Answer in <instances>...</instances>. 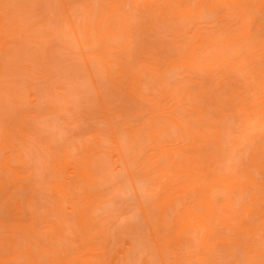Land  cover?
Segmentation results:
<instances>
[{
    "label": "rangeland",
    "instance_id": "obj_1",
    "mask_svg": "<svg viewBox=\"0 0 264 264\" xmlns=\"http://www.w3.org/2000/svg\"><path fill=\"white\" fill-rule=\"evenodd\" d=\"M118 1L0 0V15L1 13H9L15 18L17 17L18 19L17 21L15 19L14 23L20 22L21 28L18 26L21 29L20 32L25 29L27 34H24V37L28 39L27 41L23 39V32L19 35L21 38L18 42L13 43L8 48L10 50L4 54L1 53L2 46L0 45V185H3L4 182L6 186H9L8 189H12V191H9L10 194L19 187L17 190L19 189L20 193L18 192L15 195L18 197L17 199L24 201L23 205L37 194L44 197L48 204L51 203L54 196L52 192L49 193V190L58 188L57 181H65L63 177L60 178L59 174L54 175L57 170L52 168L53 164L51 163L60 157L62 158L63 153L66 154L69 147H77L80 141L90 140L88 144L92 147V140L100 138L103 141L104 138L108 144L106 146H109L107 140L110 141L114 138V130L117 125L122 124V130L119 128L120 131L117 132L124 134L125 138L128 136L125 135L126 132H123V130L136 134L139 139L137 143L141 148L146 149L150 142V139L146 138L149 133L151 134L148 126H156L157 131L160 132L158 138H167L177 131L176 118H181V122L186 121L188 118H191L194 122L198 118L195 113L183 114L176 109V104L166 105L169 118H164L165 114H160L158 109L153 106V102L159 100L160 92L164 93L166 90L175 93L182 92L185 89V84L180 70H167L165 66L156 71L150 69L147 66L148 61H151L150 54L154 53L158 62L160 56L164 53L173 58H183L186 53L185 47L191 44L200 46L203 38L220 37V43L224 41L226 31L229 28L234 29L236 27L235 22L227 27L226 22L217 18H213L214 20L211 22L204 20L202 23H195L190 19V29L188 33L186 32L187 34L184 32L186 27L184 29L180 25L182 22L173 25L176 28L175 30L172 27L169 28L172 32L167 31L164 33L159 29L165 30V27L161 25L159 27L158 23L144 28L139 11L135 10L129 3L122 4L120 11H115ZM106 6H109V11L105 9ZM106 12L114 14L116 19L118 15L121 19V16L131 18L135 23L134 26L140 27V31L130 33L133 38L130 48L127 47V39L126 41L120 39L112 44H106L104 50L100 49L98 44H95V46L93 44V47L90 46L92 43L89 44V42L96 41L98 43V38H94V33L91 35L92 40L90 39L88 42L80 38V28L83 30L86 28L90 17L93 16L94 19L100 20ZM69 15L71 20L76 23L74 25L76 28L72 25ZM179 28L180 30L177 31ZM130 34L128 33L127 36ZM87 35L89 34L87 33ZM142 35H145L146 41L144 39L141 42ZM107 40V43H109L110 39ZM198 40L200 42H197ZM228 49L233 59H240L246 53L244 48ZM137 69H139V73L135 78ZM153 78L162 81L165 90L153 81ZM134 79L139 82L138 86L134 85ZM231 80L233 82L237 80L236 85L240 87V92L247 91L244 79L232 75ZM189 88L198 90L196 87ZM133 89H137V97L134 96ZM248 91L249 95L252 91L250 88H248ZM215 98L216 95L212 96V101ZM216 99L217 102H220L219 98ZM221 99L227 101L226 95L224 94ZM212 101L210 98L209 105L205 100L203 107L208 108V117H219L220 113H215L212 108L215 106ZM225 107L221 104V108ZM173 110H177L178 114L176 115ZM116 114L119 119L115 116ZM103 117L107 119L105 118V120ZM257 141H260V137ZM122 144H125V141ZM13 145L16 147H13ZM158 145L162 146V144ZM151 146L154 147V145ZM102 148L105 150L104 147ZM110 149H112V146ZM151 149V153H158L155 149ZM109 150L104 151V153L109 152ZM108 155L110 157V152ZM96 156L94 160H97L96 165L98 166L97 163L101 161L98 162L99 159ZM101 157L106 158L107 156L100 155ZM109 157L107 159L110 161ZM112 159L111 164L107 160L106 163H103L104 165L102 164L104 167L100 166L103 168H100V173L97 172V174L101 182L98 180L97 188L91 190L92 193H88V195H97L99 201L87 206V200L90 196L85 194L80 198L82 201L78 209L83 207L87 211L85 222L86 226H90L88 232L83 228H87L86 226H83L80 230L75 224L80 212H71L68 215L69 219L74 218L70 223L73 231L70 230V232L75 234L70 235L71 237L76 236L74 237L76 243L73 242L74 244H72L69 239L66 243L64 239L59 238V235L65 233H63L62 224L58 221V214L56 215L55 210L44 211L43 207L39 205L37 212H35L36 218H33L35 216L33 211L27 210L26 219H20L19 214L10 206H3L0 208V258L6 259L9 254H13V258L18 259L17 264H30L26 252L23 251L24 247L33 249L38 264H53L54 261L58 263L81 261L83 264H97L100 260V253L107 251H111L110 253L119 252L121 244H123L122 241H125L127 237V241H129L131 237L141 236L142 233L135 231V225L139 224L140 221L145 224L151 223L152 218L157 215L155 208L158 199L155 198L156 201H152L149 193L153 183L139 178L129 182V177L124 176L127 174L122 171V168H124L123 162H119L118 158L113 161ZM10 171H16V174L21 173L17 176L18 180L15 178L16 174L10 173ZM8 175H11V177ZM22 178L27 180L28 183L23 181ZM66 179H69V177L66 176ZM119 179L122 180L119 181ZM25 183L28 186H25ZM160 186L162 185L160 184ZM179 203L180 201H177L173 209H177ZM240 219L237 216L230 223L228 222L231 229L225 231L226 234L213 230L214 233H212L210 241L214 244L222 242V245L225 242L224 249L222 248L224 252H216L217 255L207 254L210 259L209 264H250L247 261L250 250L249 242L247 243L241 239V236L236 233V230L239 229ZM131 220L133 224L135 220L140 221H135L136 224L133 225ZM21 223L26 226L32 224L34 233L37 232V234L33 235L34 233L25 232L21 239ZM129 224L132 227L135 226L132 228V232H135H130L131 228L129 227L131 226ZM128 225L129 227H127ZM144 225L141 227L137 225L140 227L137 228L143 229ZM127 229H130L127 232L129 234L124 236ZM144 230H146V227ZM83 231L85 235H83ZM131 233L136 235L132 236ZM142 235L145 238L142 236L141 239L144 238V241L149 240L147 238L149 234L145 235L143 233ZM119 239L123 240L120 242ZM141 239L139 242L143 241ZM131 240L133 241V239ZM131 240L130 243H132ZM146 243L142 246H147ZM148 243L150 242L148 241ZM69 244H77L78 249L73 246L70 247ZM139 246L141 248V243ZM123 247L125 248V246ZM133 247H136V245ZM143 247L142 249L136 248L143 251ZM127 249L125 248V250ZM121 250L124 249L121 248ZM136 251L138 252V250ZM148 251L144 250L147 256L152 250ZM133 252H131L133 255L131 253L130 255L134 257L139 253L141 255L140 251L137 254ZM150 255L153 257V253ZM138 256L136 259L140 260L136 264H140L145 255L139 256L141 258ZM252 256L254 257L253 264L262 263L263 258L259 256L258 251H253ZM119 257V261L121 258L123 259V257ZM154 257L156 258L155 254ZM136 259L134 258L135 261ZM131 260L134 262L133 258ZM123 263H125L124 260ZM120 264L122 263L120 262Z\"/></svg>",
    "mask_w": 264,
    "mask_h": 264
},
{
    "label": "bare ground",
    "instance_id": "obj_2",
    "mask_svg": "<svg viewBox=\"0 0 264 264\" xmlns=\"http://www.w3.org/2000/svg\"><path fill=\"white\" fill-rule=\"evenodd\" d=\"M117 3L118 6L115 11H120L122 4L129 3L135 10L139 11L144 28L158 23L159 27L160 25L165 27V30L159 29L164 33L171 31L169 29L171 27L175 30L176 28L173 25L181 22V27L183 26L184 29L186 27L184 32L188 33L190 19L195 23H202L204 20L211 22L217 18L226 22L227 27L235 22L236 27L234 29L229 28L226 31L224 41L220 43V37L203 38L200 46L191 44L185 47L186 53L183 58H173L164 53L160 56L162 62H158L156 55L154 53L150 54L151 61L147 63L150 69L156 71L165 66L167 70H180L185 84V89L182 92L175 93L168 90L164 93L160 92L159 100L154 101L153 106L158 109L160 114H165L164 118H169L166 105L175 104L176 109L183 114L195 113L198 118L194 122L191 118L182 122L181 118H176L177 131L167 138H158L160 132L157 131L156 126H148L151 134L147 135L146 139H150V142L146 149L139 146V143H137L139 139L136 134L123 130V132H126L125 135L128 136L125 138L124 134L117 132L122 124L117 125L114 130V138H110V141L107 140L110 147L106 146L108 144L104 138L103 141L100 138L92 140V147L88 144L90 140L80 141L77 147H69L66 154L63 153L62 158L60 157L61 159L53 160L54 162L51 163L53 164L52 168L57 170L54 175L59 174L60 178L63 177L65 181H57L58 188L49 190V193L52 192L54 196L50 204L44 197L37 194L23 205L24 201L17 199L18 197L15 195L18 192L20 193L19 189L17 190L19 187L14 190L16 193L11 192L10 194L9 191H12V189H8L9 186H6L3 182V185H0V208L10 206L19 214L20 219H26L27 210L37 212L39 205L43 207L44 211L55 210L56 215L58 214L57 219L62 224L63 233L67 235L61 234L64 237L59 235V238L64 239L66 243L68 239L72 244H74L73 242L76 243L74 238L76 236H72L73 239L71 237L74 232L72 234L70 232V230L73 231L70 223L74 218L69 219L68 215L71 212H80L75 224L80 230L87 225L85 222L87 220L86 209L83 207L78 209L82 201L80 198L82 195L92 193L91 190L97 188L100 179L97 172L100 173L99 169L104 167L103 163L108 160L107 157H109L108 153L110 152V161L112 158H118L119 162H123L124 166L121 165L125 169L122 168V171L127 174L124 176L129 177V182L137 180L136 178L152 181L153 186L149 193L152 201H156L155 198L158 199L155 208L157 215L152 218L151 223L146 224L140 220H135L140 221L139 224H136L135 221H133V224L131 220L133 225L136 224V227L134 226L136 232L149 234V237H147L149 240L146 238L150 242L148 243L146 240L149 245L144 241L145 237L142 234L137 236L138 238L135 233V235L132 234L135 232H132L134 227L129 224L131 227L129 225L127 227L131 228V231L127 229L124 236L129 234L127 232H132V236H135L134 238L131 237L134 243L131 239L129 241L131 240L132 243L127 241L128 237L125 241L123 240L125 238L122 239L123 241L119 239L123 243L120 244L124 250L119 247V252L110 253L111 251H107L100 253V260L97 264H120V262L122 264H136L140 260L136 259L138 255H145L140 264H152L156 258L159 262L155 261L154 264H209L208 255H217L216 252L223 253L225 243L223 245L222 242L211 243L212 233L218 231L219 233L222 232L221 234H226L225 231L231 229L228 222L230 223L237 216L241 219L236 233L241 236V239L247 243L249 242L250 250L247 261L253 264V251H258L259 256L263 258L261 264H264V0H119ZM105 9L109 11V6H106ZM8 15L9 13H1L0 15L2 54L10 50L8 48L13 43L18 42L21 38L19 35L23 32V39L28 40L25 39L27 37H24V34H27L26 30L22 29V32H20V22L14 23V20L17 21L18 18ZM121 17L125 20H122L119 15L116 19L114 14H108L107 12L100 20L94 19L93 16L90 17L84 30L79 26L77 27L81 30H79V34L81 33L80 38L88 42V40H92L91 35L94 33V38H98V43L96 41L89 42V44L92 43L90 46L93 47V44L94 46L98 44L100 49L104 50L106 44H112L120 39L126 41L127 39V47H129L133 42L132 32L140 31V27L134 26L135 23L131 18ZM69 19L71 20L70 15ZM71 23L73 26L76 24L72 20ZM74 27L76 28V26ZM179 30L180 28L177 29V31ZM128 33L131 34L127 36ZM100 34L106 39L103 40ZM107 39L113 41L109 40V43H107ZM144 39L146 41L145 35H142L141 42ZM197 42H200V40ZM228 48H244L246 49L245 56L240 57V59H233ZM138 73L139 69H137L135 78ZM232 75L244 79L247 91H239L240 87L236 85L237 80L235 82L231 80ZM134 80V85L138 86L139 82L136 79ZM153 81L161 87L164 86L162 81L154 78ZM189 87H196L198 90ZM248 88L252 91L249 95ZM133 93L137 97V89H133ZM224 94L227 101L221 99ZM214 95L220 99V102H217L216 98L212 101ZM210 98L212 103L215 104L212 107L214 112L220 113L219 117H208V108L203 107L205 100L209 103ZM221 104L226 107L221 108ZM177 110H173L176 115L178 114ZM115 116L118 118L117 114ZM146 129L148 130L147 126ZM259 137L260 141H257ZM123 140L125 144H122L124 143ZM103 143L105 144L102 146ZM158 144H162V146ZM151 145H154V147ZM111 146L112 149H110ZM13 147L16 146L13 145ZM74 148L76 149L74 150ZM151 148L158 151V153H151ZM106 150H109V152L107 151L105 154L104 151ZM100 155H106L107 157H103L105 160L101 157L102 160ZM95 156L98 157V162H102L97 163L99 167L96 165L97 160H94ZM54 170L53 172H55ZM10 173L16 174V171H10ZM18 175H21V173L16 174V179ZM131 175L137 177L134 176V178ZM42 176L39 175V177ZM66 176L69 179H66ZM100 176L102 177V174ZM56 177L58 178V176ZM127 177L125 178L127 179ZM22 180L27 181L24 178ZM121 180L119 179V181ZM99 182L101 181L99 180ZM25 186H28V184L25 183ZM6 187L7 189H5ZM125 188L127 187L125 186ZM130 189L128 190L131 191ZM88 196L90 197L87 200V206L99 201L98 196L95 194ZM177 201H180L179 207L173 209ZM34 215L33 218H36V213ZM137 225L140 227L144 225L146 230H144L145 227L138 229L140 227ZM86 227H83L85 231L89 230L88 227L90 226ZM25 232L34 233L32 224L28 226L23 223L20 224L21 239ZM36 234L37 232L33 235ZM83 235H85V232ZM142 236L144 238L141 239ZM139 238L141 241L144 240L139 242ZM135 239L137 240L135 241ZM143 242L146 243L147 246L145 247L149 251L152 250L151 252L143 247L145 245ZM131 244L136 245L139 249L143 247V251L132 246L133 249ZM76 245L69 244L70 247L73 246L74 248H77ZM131 248L134 252L136 250L140 251L141 255L139 253L136 257L132 256ZM144 250L150 254L153 253V257L150 254V256H147ZM23 251L26 252L30 264H38L32 248L23 247ZM138 252L136 251L134 254ZM126 253L132 255L128 257ZM118 255L123 259L121 258L119 261ZM15 258H13V254H9L6 259L0 258V263L17 264L18 259ZM132 258L133 260L135 258L136 261L132 262ZM123 260L125 263H123ZM53 264L83 263L81 261H64L62 263L54 261Z\"/></svg>",
    "mask_w": 264,
    "mask_h": 264
}]
</instances>
